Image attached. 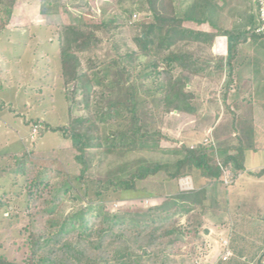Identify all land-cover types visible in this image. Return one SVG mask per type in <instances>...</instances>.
I'll use <instances>...</instances> for the list:
<instances>
[{"label": "trees", "instance_id": "1", "mask_svg": "<svg viewBox=\"0 0 264 264\" xmlns=\"http://www.w3.org/2000/svg\"><path fill=\"white\" fill-rule=\"evenodd\" d=\"M14 1L0 0V32L10 22ZM141 4L149 21L129 17L120 22L112 14L99 23L56 27L67 124L52 128L34 121L33 126H42L40 137L57 133L69 144L46 154L47 160L28 151L0 155L11 162L8 174L20 183L23 199L20 212L12 213L3 192L0 210L8 226L24 221L21 260L0 255V264H173L167 257L198 240L207 212L194 189L179 191L178 180L202 178L207 185L229 188L244 172V151L253 147H243V139L252 134L248 110L264 93L251 90L264 67V34L255 33L257 9L251 4L254 15L248 9L240 32L220 27L226 0ZM219 37L226 38L224 57L212 53ZM241 45L249 51L252 80L235 97L234 76L245 64H236ZM225 114L236 142L221 157L213 141L172 146L176 140L165 133L174 132L185 118L194 131L209 129ZM133 154L152 157L148 162L125 160ZM102 164L109 169L107 176L91 178V169ZM225 171L231 173L229 186L223 185ZM249 176L260 179L264 170ZM154 178L175 185V191H150L147 185ZM162 196L166 199L159 205L135 213L107 208L116 200ZM189 212L195 213L196 226L181 223ZM194 251L190 247V254Z\"/></svg>", "mask_w": 264, "mask_h": 264}, {"label": "rangeland", "instance_id": "2", "mask_svg": "<svg viewBox=\"0 0 264 264\" xmlns=\"http://www.w3.org/2000/svg\"><path fill=\"white\" fill-rule=\"evenodd\" d=\"M59 3H61L59 0H15L13 3L15 9L13 11L12 8L13 15L10 22L0 32V155L28 151L37 155L33 157L37 160H47L46 154L47 156L54 155L55 151L67 148L69 144L57 133L48 132L40 137L39 131L42 130V126L38 127L37 134L32 136L34 121H41L52 128L63 127L67 124V105L59 77L60 65L55 36L58 25L79 22L99 23L103 19H108L112 14L118 16L120 22L127 21L129 17L131 22L150 20V15L145 10V5H140V0H65ZM249 3L248 0H226V7L219 20L220 27L225 30L242 32L239 25L247 21L245 13L251 9L250 13L254 15V8ZM241 48V55L237 58L236 64L245 61L244 66H247L246 58L249 54L247 45H241ZM224 51L222 57L226 53V48ZM214 52L213 47L212 53ZM234 77L233 90L237 91L235 97H238L244 90V85L238 83L240 82L238 73ZM226 81L224 74L221 83L224 84ZM193 128L194 124L185 118L174 132L165 130V133L174 141L176 140V144L172 146L180 144L192 146L202 141L203 143H207L208 140L213 141L214 147L218 150V157H221L225 149L234 146L236 142L231 130V117L226 114L221 115L215 125L209 129L204 127L194 131ZM151 157L149 154H133L126 156L125 160L132 162L142 159L148 162ZM10 164L8 159L0 156V195L4 192L12 213H18L23 207V199L20 183L8 174ZM55 164L61 167L60 163ZM114 164H111L110 169H115ZM105 167L102 164L100 167L92 168L89 176L94 179L105 178L109 170ZM147 186L153 192H159L164 187L166 192L170 188L173 189L172 184L166 185L159 178H154ZM175 187L174 185V191ZM212 189L215 191V197H210V203L214 204L202 216L203 230L208 231L207 235H203V230L201 231L198 240L192 244L195 247L193 254L189 252L192 246H182L179 255L167 257L171 263L220 264L221 243L226 241L222 239H231L237 245H241L240 237L246 235L250 237L252 233L249 228L250 224L247 227L242 226L241 231H238L236 227L235 234L232 235V225L235 221L233 216L247 218L249 215L256 219L257 214L262 213H228L230 210L233 211L234 202L230 203V208L227 210L225 200L227 192L231 193L232 188L212 184ZM173 190L172 192L169 190V195L174 194ZM256 191L261 197L264 196V187H258ZM209 195L203 191L199 194L198 200L203 203L206 201L205 196L209 198ZM165 199L166 197L162 196L154 199H125L122 202L116 200L107 203V208L115 213L121 211L135 213L157 206ZM200 210L203 211V209ZM3 213L4 211L0 210V255L11 261L19 262L23 254L22 250H19L22 241L19 231L24 221L21 219L19 223H14V226H8ZM187 214L181 223L188 221L191 227L196 226L195 213ZM256 249L255 252H259V247ZM239 251L238 254L236 253V258L243 256L248 259V262L253 260V257L246 255L244 250ZM261 257L264 258V255Z\"/></svg>", "mask_w": 264, "mask_h": 264}, {"label": "crops", "instance_id": "3", "mask_svg": "<svg viewBox=\"0 0 264 264\" xmlns=\"http://www.w3.org/2000/svg\"><path fill=\"white\" fill-rule=\"evenodd\" d=\"M14 9L13 7V11ZM244 65L238 68V75H240V82L238 83L240 85L243 84L244 87H248V82L252 80V68L249 65ZM257 74L258 76L255 77V85L251 87L252 91L264 89V67H261L260 70L257 71ZM259 79L262 81H259ZM247 117L251 122L252 134L246 137L249 139H243V147L247 148L251 145L253 147L252 149L249 148L244 151V172L237 177L231 186H229V188H232V191L231 193L227 192L225 205L228 210L231 205L230 203L232 201L234 202V205L232 204L233 211L230 210L231 212L228 211V213L262 214H257L258 216L256 219H253L249 215H247V218H241L237 215L233 216L235 221L232 225V235L235 234L234 230L236 227L238 231H241L243 229L242 226L247 227L249 224L252 233L250 237L246 235L245 237L239 238V240H241L240 246L231 239H222L228 241V248L232 253V257L229 261L220 264H264V258L261 257V255H264V235H262L264 234V196L261 197L256 191L258 187H264V177L256 179L249 176V173L264 170V93L255 96L252 105L249 107ZM191 180L196 195L201 194L203 191H206L207 195L210 194L209 198L205 196L206 201L202 203L207 207L208 211L214 204L211 205L210 203V197H215V191H213L212 185L205 184V180L202 178H193ZM236 185H238L237 188ZM245 187L247 188L245 189ZM257 247H259V252H255L257 251ZM241 249L242 251L244 250L246 255L252 256L253 260L248 262V259L243 256L236 258V253ZM239 252L241 253V251Z\"/></svg>", "mask_w": 264, "mask_h": 264}, {"label": "built area", "instance_id": "4", "mask_svg": "<svg viewBox=\"0 0 264 264\" xmlns=\"http://www.w3.org/2000/svg\"><path fill=\"white\" fill-rule=\"evenodd\" d=\"M255 8L257 9L256 14H257V20H258V26L255 29V33L257 34H264V0H248ZM224 42L226 48V38L224 37H219L216 38L215 43H214V48L215 56H223L224 50L220 47L219 43ZM226 55V53H225ZM224 55V56H225ZM38 132V127L33 126L32 127V136L36 135ZM223 185L224 186H229L231 184V173L228 171L223 172V177H222ZM178 188L179 191L181 192H191L193 190V185H192V180L189 177L181 178L178 180ZM221 248H222V254L219 258V262L225 263L229 261V259L232 257V253L230 252L228 248V241H223L221 243Z\"/></svg>", "mask_w": 264, "mask_h": 264}, {"label": "bare ground", "instance_id": "5", "mask_svg": "<svg viewBox=\"0 0 264 264\" xmlns=\"http://www.w3.org/2000/svg\"><path fill=\"white\" fill-rule=\"evenodd\" d=\"M219 45H220V47L222 48V50H224V47H225V44H224V42L222 41V42H220L219 43Z\"/></svg>", "mask_w": 264, "mask_h": 264}, {"label": "water", "instance_id": "6", "mask_svg": "<svg viewBox=\"0 0 264 264\" xmlns=\"http://www.w3.org/2000/svg\"><path fill=\"white\" fill-rule=\"evenodd\" d=\"M208 231L207 230H203L202 234L203 235H207Z\"/></svg>", "mask_w": 264, "mask_h": 264}]
</instances>
